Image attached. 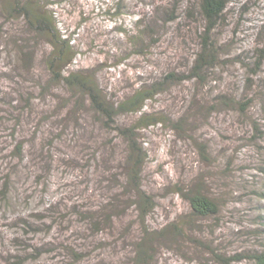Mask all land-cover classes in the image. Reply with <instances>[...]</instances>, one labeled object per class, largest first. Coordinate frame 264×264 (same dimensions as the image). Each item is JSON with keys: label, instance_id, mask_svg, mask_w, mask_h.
<instances>
[{"label": "trees", "instance_id": "obj_1", "mask_svg": "<svg viewBox=\"0 0 264 264\" xmlns=\"http://www.w3.org/2000/svg\"><path fill=\"white\" fill-rule=\"evenodd\" d=\"M168 1L156 3L152 7V12H143L138 17H135L137 15L134 13L135 18L132 20V24L125 23V26L122 25L121 32L125 35L126 40L125 54L128 55L125 60L132 56L148 60V57H152L153 50L163 47L168 50V53L170 52L166 55L170 59L166 65L167 70H161L158 74H155V77L152 76L150 79L144 77L146 79L141 80L132 92L124 93L120 97L114 90L101 86L91 72L73 68L72 63L79 51L72 43L70 36L63 32L60 26L61 21L58 19L56 12L48 7L52 2L51 0H0V16L4 17L5 22L20 23L25 31L23 36L11 33V31L3 35V41L10 42L16 50L17 58L13 65L9 67L10 69L4 70L1 67L0 72L4 75L14 72V75L19 77L22 71H26V80L31 81L32 84L26 89V86H23L22 83V86H20V83L14 79L18 90L12 91L6 85L0 86V103L6 105L5 109L0 110L9 115L8 119L10 118L11 121V124L8 123L7 125L6 123L5 135L0 133V139H2L0 143H3L0 151L3 154L2 158L5 161L3 163L6 169L4 174H0V203L3 201L6 207H10L11 197L9 193L15 192L12 186L14 183L11 181L12 174L20 170L23 165L28 169L31 160L36 163L41 161V157L33 148L35 144L40 145L41 152L48 164L56 162L55 155L58 153L61 157L66 158L63 159L64 164H66L65 160H69L68 170L70 172L76 166H80L82 162H85L86 166L89 165L88 161L92 159L98 167L102 164H108L114 152H106L107 148L113 145V139L120 138L124 141L122 165L125 168L124 179L120 178L117 181V174H112V177L105 175V178L111 181L107 184L108 190L115 178L117 184L124 188V191L118 194L114 193V195L116 194V197H114L115 203L112 204L110 199L106 200L108 195H104L103 192L96 199L94 190L86 194L88 188L94 186L91 181H97L95 180L97 177L92 175L86 182L84 181L82 187L80 183L72 185V191H75V186H79L80 199L67 202L66 205L57 202L56 204H50L47 209L45 208L46 212L48 211L47 217L52 218V226L63 224V218L73 221L75 217L78 222L89 228L91 233H89L88 238H83L78 233L75 235L73 229V232L66 235V238L62 240L43 242L35 239V241L34 235L43 230L40 226L43 220L42 215L32 213L25 217H18L12 221V226L20 227L24 237H27V235L31 237L22 239L26 241L25 244H23V241L22 243L18 242L21 241L18 238L15 239V252L11 253L5 264H62L65 260L68 262V258L78 259L81 256L78 250L79 247L85 250L87 255H95L96 250L104 247L105 253L96 254V261L93 264H101L106 261H109L108 264H114L109 259L112 260L115 256V248L111 247L113 252L110 253L107 252V247L120 241L124 244L123 251H126L124 254L127 256L122 264H155L162 256L163 240L171 242V235L176 238L180 234L183 236L185 234L182 226L179 227V225L177 226L171 222L161 228L152 227L148 224V216L155 210L157 202L153 196L154 194L144 189L142 180H140L141 172L148 158V152L141 140L140 129L165 124L175 131L177 130V135H180L181 132L188 138H192L189 134H185L184 126L187 115L193 113L194 107V109L204 113V116L200 119L204 122L213 113L224 111L240 113L242 118H249L252 130L256 132L252 133L251 131L254 138H264V21L261 20L259 23L251 24L248 30L245 28L247 32L250 29L252 34H256L262 40V43L260 44L258 42L260 40L255 39L256 45H245V48L239 53L231 50L237 42L235 44H233L234 40L230 43L227 40L223 42L220 37L224 32L223 28L230 22L228 13L231 8H234L230 6L235 0ZM250 2V0H247L246 3H242V7H239L240 10H237L239 16L248 11L247 4ZM108 6L107 12L113 16L118 15L119 17L132 13L127 11L128 3H124L123 0H112ZM242 24L248 25L242 19L235 20L233 32L241 31ZM21 26H19V29ZM191 27H193L192 30ZM180 37L184 38L183 41L186 39V42H180ZM188 38H190L189 41ZM243 41L245 43L247 39L244 38ZM172 43L183 45L184 48L187 46L192 51L189 63L184 65L183 68H171V47L174 48L175 52L177 51ZM238 47L239 44L236 48ZM39 48L44 49L41 58L45 69L44 73L47 77L46 80H44L45 76L32 75L31 66H29L36 57V51ZM9 61L11 63V60ZM229 65H238L245 71L242 75L233 76L234 81L230 86L222 88V85L219 86L220 83L224 82L223 76L220 75L221 68L226 69L225 67ZM138 66L141 68L139 64ZM144 73L146 74L147 70H144ZM35 85L38 86L39 97H35V91L37 92L34 89ZM185 85L189 86L190 89L189 93L187 92L186 95L178 98V102L181 100L179 107L183 111L179 117L169 118V115L165 116L166 114L163 113H152L146 110L147 103L156 95L167 94L175 97L173 90L178 93ZM61 86L63 90L69 91L71 97L62 96V93L59 92ZM45 96L47 98L51 96L56 103L61 101L59 109L61 106L66 107L65 104L71 98H74L75 103L80 107L87 106L86 109L93 115L92 120L106 134L111 133L112 137L105 139L100 147L97 146V143L90 145L89 136L84 133H76L77 131L75 132L71 128L61 127L57 122L54 123L58 127L57 133L50 131L51 134H47L46 130L41 127V123L46 122L53 115L49 113L50 110H57L42 108L44 110L39 111L42 106L34 105L36 101L42 104ZM257 104L258 108L256 107ZM189 105L191 106L189 107ZM68 113L64 116L67 125L69 124L68 121L72 119V116ZM129 116L136 117L135 122L124 121L123 118ZM28 118H31V123L28 120L27 122L30 124L23 125V122ZM242 123L245 125V120H242ZM78 125L80 124L78 123ZM26 127L27 129H25ZM77 129L79 131L84 130L82 126H77ZM22 130L24 131L22 132ZM27 134H29V137H26ZM252 135L251 138H253ZM62 141L66 142L72 149L73 147H80L78 152L81 155L74 157L73 152L72 154L67 152L64 146L59 145ZM261 149L264 150V145L259 148V150ZM27 152H29L27 155L31 159L30 161L25 154ZM257 156L259 157L258 161H260L257 168L260 171L261 169L264 170V154H257ZM96 157L101 162H97ZM202 157L209 161L212 159L211 153L209 156L207 151ZM86 166L82 164V171L87 168ZM52 168L51 165L50 168H46V175L50 173V170L53 171ZM223 169L226 170V167H223ZM26 172L30 175L28 170ZM46 175L39 174L37 177L34 176V179L39 183H43L45 180L46 184V179L48 182ZM77 176H80V174ZM77 176H75V179ZM93 176L95 177L92 180L91 177ZM29 177L32 178L31 175ZM30 181L34 180H28V182ZM175 186L176 190L174 192L188 203L192 218L200 220L216 219V216L220 214L223 204L219 197L213 195L214 191L209 189L202 180L190 185L179 181ZM98 187L96 185L94 188ZM108 190H106L107 194ZM220 191L224 192L222 189ZM127 194H129V197H125ZM244 196L249 200L247 204L251 202L250 205H245L247 210L244 214V221L247 220L248 227H245L244 235L247 237L243 239V242L245 240L247 246L244 249L242 248V251L230 255L226 252L220 253L208 248L214 261L221 264H264V204H262L264 186L258 187L255 184V187L240 193L236 200L241 201ZM255 197L258 200H255ZM60 205H63V207ZM124 207H128L127 210L131 209L134 223L138 225L136 228L139 233L130 241L125 238L129 227L122 231L113 229V221L124 214ZM60 208L67 209L69 212L64 213L62 216L58 212L61 210ZM58 215L61 218L59 222L56 221ZM60 227L62 228L61 225ZM112 235L113 237L110 238ZM189 240L203 245L199 242L201 238L197 237ZM68 252L72 256H69ZM44 258L45 260H43ZM56 258L61 261H54L53 259ZM90 259H88V263H90Z\"/></svg>", "mask_w": 264, "mask_h": 264}, {"label": "rangeland", "instance_id": "obj_2", "mask_svg": "<svg viewBox=\"0 0 264 264\" xmlns=\"http://www.w3.org/2000/svg\"><path fill=\"white\" fill-rule=\"evenodd\" d=\"M51 1L48 7L56 12L58 19L61 21L60 26L63 32L70 36L72 43L79 51V54L72 63L73 68L91 72L95 75L96 80L101 86L114 90L122 97L124 93L132 92L141 80L146 79L144 77L150 79L152 76L155 77V74H158L161 70H167L166 65L170 58L166 55L170 54V52L168 53V50L164 47L153 50V55L152 57H148V60H144L138 56H132L125 60L128 57L125 54L126 40L125 35L121 31L123 28L122 25L125 26V23L132 24V20L143 12H152V7L156 3L169 2L168 0H123L124 3H128L127 7L129 10L127 9V11H131L132 13L119 17L118 15L113 16L107 12L109 8L108 4L112 0ZM250 1L251 4H247L248 11L242 13L241 16L237 14V10L239 11V7H242V3H246L247 0H235L231 4L232 6L230 7L235 8V15L234 8H231L228 13L230 22L223 28V34L221 36L220 33L218 34L223 42L225 40L228 43L234 40L233 44L237 42L231 49L235 52H242L245 45H256L255 39L260 40L258 41L260 44L262 43V40L256 34H252L250 29L249 32L251 33L247 32L245 28L248 30L251 24L259 23L261 20L262 22L264 21V0ZM134 13L137 16L134 17ZM237 19H242L248 25L242 24L241 31L233 32V24ZM19 26H21L20 23L5 22L4 17L2 15L0 16V68L3 67L2 69L4 70L10 69L9 67L16 61L17 52L10 42L3 41V35L11 31V33L23 36L25 34L23 25L20 29ZM119 27L121 28L119 29ZM184 37L186 38L185 35ZM244 38L247 39L245 43L243 41ZM183 40L184 38L180 37V42H186V39L185 41ZM238 44L239 47L236 48ZM172 45H174L177 51L175 52L174 48L171 47V68H183L184 65L189 63L192 51L187 46L184 48L183 45L180 46L177 43H172ZM43 51L44 49L40 48L36 51V57L29 66H31L32 75L45 76L44 80H46L47 77L44 73L45 69L41 58ZM9 60H11V63ZM225 68H221L220 74L224 79V82L219 84L220 87L222 85V88L230 86L232 81H234L233 76L242 75L245 71L238 65H229ZM144 70H147L146 74ZM14 79L20 83V86H22L21 83L23 86H26V89L32 86L31 81L26 80V71H22L19 77H16L14 72H10L9 75H4L0 72V86L6 85L12 91L15 89L18 90ZM41 83L43 82L41 81ZM34 89L37 90V92L35 91V97H39L38 86L35 85ZM189 89V86L187 87L185 85L182 88L183 91L179 90L177 93L176 90H173L175 97L167 94L156 95L147 103L146 110L152 113H163L166 114L165 116L169 115V118L179 117L183 111L179 107L181 100L178 102V98L183 97L187 92L189 93ZM59 92L62 93L63 97H71L69 91L63 90L62 86L59 88ZM74 100V98H71L65 104L66 107L61 106L60 109L59 105L61 101L56 103L52 100L51 96L48 98L45 96L42 104H39L37 101L34 102V105L38 107L42 106L39 111L42 108L45 110H57L49 111L53 115L46 122H42L41 127L46 130L47 134H51L50 131L57 133L58 127L54 124L57 122L61 127L71 128L73 131H77L76 133L86 134L89 136L90 145L97 143V146L100 147L105 139L111 136V133L106 134L92 120L93 115L86 109L87 106L80 107ZM258 104L256 106L257 108ZM0 107V109H5V103H0ZM195 110L193 107V113L187 115L184 126L185 134H189L192 138H188L181 132L180 135H177V130L175 131L165 124H158L147 128L142 127L140 129L141 140L148 152V158L141 172L140 180H142L144 185L143 188L153 193L157 202L155 210L148 216V224L152 227L161 228L171 222L177 226L179 225V227L182 226L185 234L184 236L180 234L176 238H173L171 235V242L163 240V247L161 248L162 256H160L159 261L155 264H221L214 261L208 248L220 253L226 252L229 255L242 251L247 246V242L245 240V243L243 242V239L247 237L244 235V230L246 226L248 227L247 220L244 221V214H246L247 210L245 209V205H250L251 202L247 204L249 200L246 196L241 201H237L236 199H238L237 197L240 193L255 187V184L258 187L264 186V170L261 169L260 171L257 168L260 162L258 161L259 157L257 154H264V150H259L264 145V138H254L251 131L252 133L256 132L252 130L249 118H242L240 113L224 111L210 114V117L204 122L200 120L204 116V113L198 109ZM67 113L72 116V119L68 121V125L64 121V116ZM8 116L0 110V133L4 135L7 129L6 126L8 123L11 124ZM135 118L134 116H129L123 119L124 121L135 122ZM28 120L31 123V118H28L23 122V125H29ZM242 120H245V125L242 123ZM77 126H82L84 130L79 131ZM67 134L69 135L70 133ZM65 135L63 136L65 137ZM251 135L253 138H251ZM26 137H29V134ZM112 141L113 145H110L106 151L108 153L114 152L108 164H102L98 167L92 159L88 161L89 163L87 162L89 165L86 166V163L82 162L80 166H76L70 172L68 170L69 160H65L66 164H64L63 159L65 157H61L60 153H58L55 155L56 162H50L48 164L44 154L41 152L40 145L35 144L36 141L34 142L35 145L33 148H35V152L41 157V161H37V163L33 162L27 155L29 152L25 153L27 158H29L28 160L31 161L28 164V169L23 165L20 170L11 176V181L14 183L12 186L15 192L9 193L11 197L10 207H6L3 201L0 203V264H5L6 260H9L11 253L15 252L14 241L16 238L21 240L18 242L22 243L23 241V244H25L26 241L22 239L31 237L29 235L24 237L20 227L12 226V221L18 217H25L32 213L42 215L43 220L40 226L43 230L39 234L34 235V240L38 239L43 242H50L57 239L62 240L66 238V235L73 232V229L75 235L78 233L81 237L88 238L89 233H91L89 228L83 223L78 222L75 217L73 221L63 218V224H54L52 226V218L47 217L48 211L46 212L45 208L47 209L50 204H56L57 202L66 205L67 202L80 199L81 191L79 186H75V191H72L71 187L79 183L82 187L84 181L86 182L92 175L97 177L95 179L97 181H91V184L94 186L93 188H88L86 194L94 190L96 199L103 192L104 195H108L106 200L110 199L112 200V204L115 203L114 197H116V194L114 195V193L118 194L124 191V188H121V185L117 184V181L120 178L124 179L123 176H125V168L122 165L124 141L120 138L113 139ZM2 144L1 142L0 150ZM59 145L64 146L67 152H71V154L73 152L74 157L81 155L78 152L80 147H73L72 149L71 146H68L63 141ZM206 151L209 153V156L211 153L212 159L210 161L202 157ZM2 156L3 154L0 151V174H4L6 170L3 163L5 161ZM95 160L101 162L97 157ZM82 164H85L87 167L83 171L81 169ZM50 165L53 167V171L50 170L47 176L46 172L50 168ZM223 167H226V170ZM26 170H28L32 178L29 177L30 175L27 174ZM39 174L48 177L46 184L45 180L43 183L36 182L34 176L37 177ZM79 174L80 176H77ZM112 174H117V181L115 178L108 190L107 184L111 181L107 180L105 175L112 177ZM75 176H77L76 179ZM95 176L91 177V179L93 180ZM30 179L34 180L30 181L32 182L31 184L28 182ZM199 180H202L209 189L214 191L213 195L219 197L223 204L220 214L216 216V219L208 218L200 220L192 218L188 203L174 192L176 190L175 184L177 182L179 183V181L190 185ZM96 185L99 187L95 189L94 187ZM220 189L224 190V192H221ZM106 190L109 191L108 194ZM125 197H129V194ZM256 199L258 200L255 197ZM262 204H264V199ZM63 205L60 206L63 207ZM60 209L58 212L62 216L64 213L69 212L67 209ZM84 209L86 210V208ZM124 209V214L113 221V229L122 231L129 227L125 238L130 241V239H133L139 233L136 228L138 225L134 223V216L130 212L131 209L127 210L128 207H124ZM60 219V215H58L56 221L59 222ZM112 237L113 235L110 236V238ZM197 237L201 238L199 242L203 245L189 240ZM123 245L122 241H120L118 243L116 242L115 245H109L107 247V252L110 253L113 252L111 247L115 248V256H113L112 260L109 259L114 264H122L124 258L127 257L124 254L126 251H123ZM78 250L81 253L78 259L68 258V262L65 260L66 262L64 261L62 264H93L96 261V254L101 255L105 253L104 247L96 250L95 255H87V252L80 247ZM98 252L100 253L98 254ZM68 255L72 256L69 252ZM88 259H90V263H88ZM53 260L61 261L57 258ZM108 263L109 261H106L101 264Z\"/></svg>", "mask_w": 264, "mask_h": 264}]
</instances>
